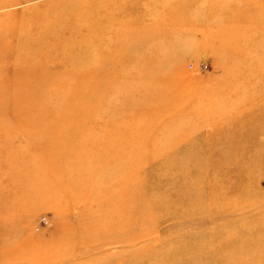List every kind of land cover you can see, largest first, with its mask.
Masks as SVG:
<instances>
[{"label":"rangeland","instance_id":"1","mask_svg":"<svg viewBox=\"0 0 264 264\" xmlns=\"http://www.w3.org/2000/svg\"><path fill=\"white\" fill-rule=\"evenodd\" d=\"M0 264H264V0H0Z\"/></svg>","mask_w":264,"mask_h":264}]
</instances>
